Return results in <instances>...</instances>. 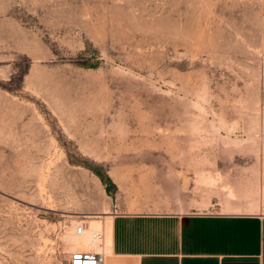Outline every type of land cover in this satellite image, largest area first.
<instances>
[{
  "label": "rangeland",
  "instance_id": "374dc122",
  "mask_svg": "<svg viewBox=\"0 0 264 264\" xmlns=\"http://www.w3.org/2000/svg\"><path fill=\"white\" fill-rule=\"evenodd\" d=\"M194 213L264 214V0H0V264Z\"/></svg>",
  "mask_w": 264,
  "mask_h": 264
},
{
  "label": "crops",
  "instance_id": "0c3cea01",
  "mask_svg": "<svg viewBox=\"0 0 264 264\" xmlns=\"http://www.w3.org/2000/svg\"><path fill=\"white\" fill-rule=\"evenodd\" d=\"M110 220L106 264H264V214H120Z\"/></svg>",
  "mask_w": 264,
  "mask_h": 264
},
{
  "label": "bare ground",
  "instance_id": "6f19581e",
  "mask_svg": "<svg viewBox=\"0 0 264 264\" xmlns=\"http://www.w3.org/2000/svg\"><path fill=\"white\" fill-rule=\"evenodd\" d=\"M84 227V226H83ZM79 228V227H78ZM78 228L76 229V234L75 236L71 237H68L67 238V241L73 245L76 249L78 248V246H83L86 248V250H90V249H94V250H98L99 248L102 247V244L100 245L99 243H101L97 236L100 234L99 233V226H96L94 229L88 227L86 230L84 228V232L82 235H79L78 234ZM67 242V243H68ZM71 247V246H70ZM84 250V249H83ZM81 249H78L76 251H82V252H87V251H83ZM75 251V252H76ZM93 252H96V253H104L105 254V251L101 249L100 252L98 251H93ZM107 252V251H106ZM109 253V252H107ZM107 256V254H105Z\"/></svg>",
  "mask_w": 264,
  "mask_h": 264
},
{
  "label": "built area",
  "instance_id": "2783aa9c",
  "mask_svg": "<svg viewBox=\"0 0 264 264\" xmlns=\"http://www.w3.org/2000/svg\"><path fill=\"white\" fill-rule=\"evenodd\" d=\"M84 232V227L78 228V234L82 235ZM100 242L103 241V234L97 236ZM107 256L104 253L96 252H82L76 251L70 254L68 264H106Z\"/></svg>",
  "mask_w": 264,
  "mask_h": 264
},
{
  "label": "trees",
  "instance_id": "16d2710c",
  "mask_svg": "<svg viewBox=\"0 0 264 264\" xmlns=\"http://www.w3.org/2000/svg\"><path fill=\"white\" fill-rule=\"evenodd\" d=\"M102 182H103L104 184H107V183H108L109 185H111V187H114V186H112L110 180H107V181L102 180ZM109 187H110V186H107V192H108V193H111V191L109 190L111 187H110V188H109Z\"/></svg>",
  "mask_w": 264,
  "mask_h": 264
}]
</instances>
